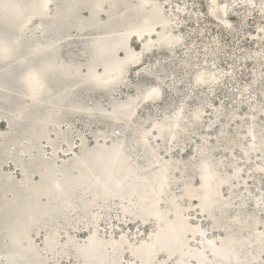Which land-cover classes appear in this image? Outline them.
Segmentation results:
<instances>
[{
  "label": "rangeland",
  "instance_id": "obj_1",
  "mask_svg": "<svg viewBox=\"0 0 264 264\" xmlns=\"http://www.w3.org/2000/svg\"><path fill=\"white\" fill-rule=\"evenodd\" d=\"M134 1H138V3L136 2L137 4L140 2V0ZM157 2L163 5L164 10L167 9L165 14L179 16L181 23L175 28V31L177 32L176 34L183 38L184 45L182 48H179L175 51V54H173L170 51L157 49L155 47V49H153L155 52L152 55L144 56L143 60L145 65L140 70H130L127 64L125 70V83L128 84V87L123 85V87L116 89L113 91V94H115L113 97L100 90L93 89V85L90 83L80 82L76 77L65 78L61 76L54 78L53 88L56 93L58 96L67 97V99L66 101L60 100V98H53L54 100L48 99V101L43 104L42 113L44 115V113L49 110L53 113L60 109L64 110V117L57 126L60 134L55 130V125L49 123L46 125V127L49 126L47 127L48 129L46 128V132L41 131L38 136L33 135V132L39 131L40 121L25 122L22 120L15 126V131L9 133L6 124L3 122L6 118L18 113L17 110L22 98L17 94L18 85L15 80L16 72L0 82V137L3 135L6 137L7 135V148L0 152V172L11 175L12 180L10 185L13 187L14 195L16 196V205H12L11 202L13 198L11 192L7 190L6 186H0V264H99V262H103V264H121V262H124V264H126L128 261H132L133 259L127 255L130 249L120 253L109 249H99L98 252L108 256V258H91L84 260L82 254L85 253V248L88 249L91 245L90 243H88V245L85 244L86 241L89 242L87 235L89 231L95 229V227H90V225H92L94 221L99 224V234H96L99 241H96L106 244L108 248L111 249L112 247L110 246L112 245L110 243H112V240L118 238L122 232H126V237L130 241H134L136 236L139 237L137 239L149 238L151 235H148V233L152 231L153 226H145V224H143L142 227L136 223L141 200L138 201L135 197L127 193L129 183L139 181L136 185V189L142 192L144 188H146L145 180L144 182L141 180L142 177L152 175L150 177L151 179L148 180L151 182L159 174L160 169H166V165H168L169 162L177 164L179 159L182 161L184 160V163H186L184 165H186V167L181 168L179 165L180 168L174 169L175 171L172 170L173 176L170 178V192L172 194L175 193L174 195L177 196L176 199L178 203H180L178 210L181 211L183 215L192 216L194 218L193 221H189L190 223L194 222L196 224L200 222L205 230H209L211 229L209 223L215 218L217 224H225V231L229 228L228 224H233L231 222L235 221L234 216L238 213L245 211L251 214L259 211L256 207L254 198L258 195L257 190L264 192V188L261 187V174L259 172L254 173V169L251 168L252 164L245 169L244 173V180H247V190H245L244 180H240L242 183L238 181L236 185L230 187L231 190L225 189L223 192L222 201L230 203H227L228 207L223 210L226 212L224 221L221 220L220 215L217 213H211L213 218H198L199 213L196 212L197 207L190 206V204L185 201L186 197L184 196L182 198L180 196V192L183 190V184L193 177V174V183L199 178L190 160H192L193 156L198 154V146L204 145L205 141H208L207 148H210L211 154L215 157L216 162L220 164L219 170H221L222 175L232 176V165L235 162L232 159L233 156L241 161V167H245L244 162L246 160L243 159L244 156L241 152V147H246L247 145L242 139L247 124L242 123L234 126H232V124L236 120L243 121L245 118H247V121H251L253 115L256 117L255 122L257 121V124H260L262 119L260 111H253L254 109H259L261 101H264V82H262V74H264V42L257 38L258 28L261 26L259 9L251 10L246 6L244 0H240L239 5L235 9H230L228 18L231 23L235 25L242 20L246 21L242 30L235 31L225 28L218 20L212 17L206 18L202 14L206 10L208 0H158ZM59 3V0L54 1L53 12H56L58 8L62 7V4ZM176 3H179L182 8L187 4L188 8L186 11L176 13L173 8V5ZM193 5H195V7H193ZM174 12L177 15H175ZM81 16L85 18L87 16V10H82ZM100 19L104 20L102 16H100ZM33 25L31 26L32 30L27 35V38L39 40L41 47H44L48 42H54L59 47V61L63 63H79L81 65V70L84 72L86 71V67L91 60V52L88 47V41L92 37L91 34L82 35L75 29H70L65 36H63L56 31L50 30L45 39L41 38L39 35L37 29L39 27V22L35 20ZM120 30H124V28L119 29V31ZM51 34L52 36H50ZM131 43H129L128 47L130 46L134 51H141L140 43L134 41ZM205 49H207V51H205ZM44 57L46 59H51V55H46ZM118 58L123 64L125 59H122L120 55ZM189 60H198L202 66L210 69L212 65L215 64L217 66L215 69L217 72L228 73L230 75L221 78V85L219 88H215V94L209 91V89H197L193 91L189 84V77L184 70L186 61ZM149 65L151 66L153 75L148 76V79L158 78L164 81L166 85L164 102L160 104L162 105L160 109H149L144 106L143 109L140 110L139 120L129 126L128 130L125 129L124 125L112 124L107 120H103V118L95 113L92 114L94 117L88 118L83 115L75 114L70 109L69 105L71 104H79L87 108H94L97 103H99L103 112L109 113L108 109L112 108L111 104H115V106L118 107L120 103L132 101L136 96V81L141 78L137 76V73L140 72L141 76L147 75L146 68ZM173 77H175L174 81ZM225 82L227 86H224ZM237 88L248 89L244 94L242 102L240 93L236 91ZM11 92L15 95L14 100L6 102L4 97ZM186 93L187 95H185ZM188 97H192V99H188ZM16 98L18 99L15 100ZM185 100L188 101V105L192 109L198 106L202 108L206 103L212 104V107L202 109L204 112L200 127L182 135L176 144L170 145L167 153L160 151L162 159L157 160L154 157L150 160L146 159L144 148L140 145L136 146L132 142L135 129L140 125L147 124L149 119H155L157 111L163 112L164 109L170 105H175ZM221 101H223L224 108L218 118L216 117L217 114L215 109L221 107ZM232 112L236 114V117H234L232 121L233 123L229 122L228 117ZM101 131H104L105 135L103 138L105 141L103 145L100 144V139L95 138V134H102ZM114 133H121V135L116 136ZM125 136H127L126 148L128 150L130 164L135 165L136 173L134 171L132 175L134 173L135 175H130L132 177H129L125 182V190L119 195L110 198L99 195L97 201L92 203L95 194L101 190L99 187L88 184L90 182L84 181L81 178L78 182L74 180L71 182L72 190L66 197L64 196V199L55 195H50L43 190L45 185L48 184L47 181L52 173L51 166L60 169V165L67 162L63 160L64 157H66L62 151L64 148L66 150L70 149L68 153L73 154L74 151L79 150V141L85 139V146L88 149L95 150L99 147H105L108 144L109 146H113L120 142L125 143ZM229 138H233L235 141L239 142L242 139V144L240 142L239 144L241 145H239V147L230 150L231 145L228 141ZM15 142H19L22 149L29 150V154L23 155L19 147L15 145ZM49 142L53 143L54 148L48 145ZM153 142L157 143L156 141ZM163 144L164 143L160 145L163 146ZM56 150L57 152H55ZM59 153H61L62 158L58 156ZM18 155L21 156V163L17 162ZM256 162L264 164V161L257 156L251 163ZM21 168H25L30 176V181L28 183L23 181ZM155 172L157 173L154 174ZM249 172L252 174L251 178L248 176ZM65 173L76 180L77 177L81 176L82 172L78 168L70 167ZM254 174L258 176V180L260 181L258 182V186L255 184L256 180L253 177ZM62 175L63 171L59 170L57 177L59 176L60 178ZM151 185V183L148 184V186ZM34 186H37L38 190L40 189L34 198H37V200L47 208L37 213L39 215L36 214V218L26 219L22 214V210L28 208L29 204L32 202V198L28 195L31 188ZM242 187L244 188L242 189ZM248 192L252 193L251 197H248ZM165 204L166 201L159 206L165 209ZM125 209H128V211L125 212ZM147 210H153L154 214H151L150 218L156 223L157 215L155 214V209ZM169 214L170 217L173 216L174 220H176L177 216L173 212ZM226 214L228 219H226ZM259 214L261 216V211H259ZM215 229L222 230L223 228H214L212 231L210 230L211 232H208L209 238L214 239L217 244V240L213 236V232L218 231ZM234 229L237 237H242L244 234L249 238L247 240V250L240 254V256L248 257L245 259L255 258L258 261L260 259L261 246H256L254 244L253 235H249L251 231L245 230L240 232L238 231L240 229L234 227L233 231ZM139 230L140 232L138 233ZM24 234L26 237L21 239L20 246H15L12 243L13 237L23 236ZM46 234L54 235L51 238L52 241L50 240L48 243L44 242L43 237L45 238ZM55 235H57L58 238L55 237ZM92 237L94 238V235ZM190 241L192 246H189V248L192 249L193 252L190 254L188 251L185 259L189 261V264H194V250L199 249L203 244L194 239ZM95 245H97V243H95ZM118 245L123 248L127 243L121 245L119 242ZM247 253L250 255H247ZM205 255L208 260L220 259L219 257L212 258L210 256L211 254L209 255L206 252ZM195 256L198 257L196 254ZM160 258L161 260L164 259L162 256H160Z\"/></svg>",
  "mask_w": 264,
  "mask_h": 264
},
{
  "label": "snow or ice",
  "instance_id": "obj_2",
  "mask_svg": "<svg viewBox=\"0 0 264 264\" xmlns=\"http://www.w3.org/2000/svg\"><path fill=\"white\" fill-rule=\"evenodd\" d=\"M240 3V0H208L206 10L202 13L206 18L212 17L219 21L225 28L229 30L240 31L243 29L246 21L242 20L237 24L229 21L230 9H235ZM244 3L251 10L259 9L261 15V26L258 28L257 38L264 42V0H244ZM50 0H0V63L9 67L15 68V80L18 85L17 94L22 100L32 102V105H22V107H32L38 105L44 99L45 95H51L53 91V80L56 77L69 78L73 75L81 76L85 83H91L94 87H105L115 82V75L109 76L107 68L102 75L96 74L94 68L89 65L87 72L82 71L79 67L73 65H65L59 60L46 59L42 55V49L32 47L31 42L27 39L28 33L32 30L31 26L37 19L43 20L50 12ZM140 7V6H138ZM157 9L159 5H155ZM195 7V5H193ZM176 13L186 11L188 5L185 4L183 8L179 3L173 5ZM165 12L167 9L164 10ZM181 23L179 16H172L171 14L165 16L160 13L155 20L151 23L145 22L143 25L130 29L124 33L125 40L130 36H137L144 43L143 49L137 53L128 48V56L126 61L119 68L120 76L123 77L126 70V65L130 63H139L140 59L144 56L145 52L152 51L157 45L167 46L169 51L175 54L177 45L183 43V38L179 35L173 36L168 31L169 28L175 31V28ZM156 27L164 29V32L156 33L161 39L153 41L150 35L154 32ZM166 33V34H165ZM55 48V45L50 46ZM207 51V49H205ZM215 51V49H214ZM216 65L213 64L211 69L202 66L199 61H186L185 71L189 77V84L193 91H196L200 86H205L215 94V88L221 85V78L228 73L217 72ZM7 72V69H6ZM147 75L141 76L138 72L137 76L141 77L136 81V96L134 101L128 103L125 108L127 114H124V109H113L112 112L104 113L110 119L116 121L118 124H124L126 121L130 122L132 117H135V109H139L141 105L151 109H160L162 105L158 104L165 98L166 85L164 81L156 79H148V76L153 75L151 66L146 68ZM194 78V83H193ZM175 77H173V81ZM262 82H264V74H262ZM227 83L225 82V85ZM236 91L240 93L241 102L243 101L247 88H237ZM187 95V93L185 94ZM192 99V97H188ZM212 104L206 103L202 108L193 110L188 105V101L176 103L165 108L163 112L157 111L155 119H149L147 124L138 126L135 129L132 137L134 145L138 146L143 144L146 152H149L152 157L157 160L162 159L160 151L167 153L169 146L178 141L182 135L194 131L200 127V121L203 115V108H211ZM224 105L221 101V107L215 109L219 118L220 113L223 111ZM73 110L85 111L83 108H74ZM260 111L262 119L257 131L255 123L256 117L253 115L252 123L247 129V134L242 138L245 142L251 141L248 145L247 151L241 149L244 157L248 160L245 161V167H241V161L233 156L235 163L232 165L233 174L231 177H223L219 172L220 164L215 160L211 154V150L207 148L206 141L204 145L198 146L197 155L192 157V166L199 172V180H194L191 177L185 185V191L189 194V198L200 201V210L208 211L209 214L216 209L217 205L222 204V197L220 196L219 189L224 183H229V186L244 180V173L247 167L251 166V153L258 151L264 154V101H261L259 109L253 111ZM91 113L92 110H87ZM235 112L229 115V120L235 117ZM245 118V123H247ZM120 136L121 133H114ZM259 140V144H257ZM127 136H125V143H117L112 146L107 153H97L92 150L85 153L82 157V162L87 167L89 163L95 160L97 163L102 162L103 167L99 173H96L95 180L99 189L98 196L102 194L105 198L117 196L125 190V181L128 179L124 175V167L130 165V158L126 148ZM153 141H163V146ZM98 143V142H97ZM237 143H239L237 141ZM77 159H81L78 157ZM259 159L264 161V155H260ZM260 175L261 187L264 188V164L256 169ZM131 171V169H129ZM251 172L248 173L251 178ZM152 184L151 195L156 198V203L163 204V197L170 193V176L166 169H160L159 174L153 181L145 180V185ZM199 184V188L195 184ZM245 190H247V180H244ZM57 190L62 191L61 185L56 184ZM204 191L207 195L202 196L200 193ZM258 195L254 198L256 207L261 211V223L264 224V192L257 190ZM248 197L252 193H247ZM174 203V201H173ZM228 205H224L227 208ZM223 212V208L221 209ZM152 213H149L151 215ZM157 218H160V213H155ZM171 215V214H169ZM147 219V218H146ZM192 216H185L180 211L177 212L176 220H169V231L175 238V243L180 249H187L191 254L192 249L189 248L191 241L188 239L191 236L195 239L200 237L199 243H207L212 248V255L219 256L220 259L208 260L204 255L207 249H196L195 254L200 257L199 264H264V231L258 233L261 237V251L260 259L257 261L252 259H241L236 249L228 247H216V241L207 239V231L198 224L190 223L193 221ZM90 227L99 229V224L95 221ZM124 238L121 237L123 242ZM223 245V241L220 242ZM126 248L132 251L136 259L126 262V264H189V261L183 259V251L180 252L181 259L175 260L173 256L175 250L170 248L167 244L160 242V237L156 234V241L152 237L148 241L138 245L128 244ZM85 253L88 249L85 248ZM161 251L168 252V259L164 261L156 260L155 257ZM103 264V262H99ZM124 264V262H121Z\"/></svg>",
  "mask_w": 264,
  "mask_h": 264
},
{
  "label": "bare ground",
  "instance_id": "obj_3",
  "mask_svg": "<svg viewBox=\"0 0 264 264\" xmlns=\"http://www.w3.org/2000/svg\"><path fill=\"white\" fill-rule=\"evenodd\" d=\"M54 1L55 0H50L51 7H50L49 14L47 16H45L42 21L39 20V19L36 20L37 22H39V27L37 29H38V32H39L40 37L41 38H45L48 35V33H49L50 30L56 31L57 33H59L60 35H63V36H65V34L70 29H75L79 34H82V35L83 34L84 35L85 34H91L92 37L88 41V47H89L90 52H91V60L88 63L85 72H87L89 65H91L94 68L95 73L96 74H99V75L104 74L105 68H107L109 76H112V75L117 76L118 74L120 76L119 68L121 67L122 62L118 58V56L120 55V57L122 59H125V61H126V57L129 55L128 52H127V49L128 48L131 49L130 46L128 47L129 43H131L133 41L136 42V43H140L139 44L140 47H141L140 50L143 49L144 43L140 40L139 37H137V36H130V37L127 38V41H126L125 40V36H124V33L128 32L130 29L135 28V27H138V26H141L146 21L149 22V23H151L152 20L155 19V16H154L155 14H153L152 12L151 13H138L137 12V10L139 8L138 6L144 8V6H151V5H153V8L154 9H157L154 6L155 5H159L160 6V8L158 9L159 12L160 13H163L165 16H167V14H165L166 12H164L163 5L161 3H159V2H157L158 0L157 1L156 0H140L139 4H137L138 1H134V0H59L60 3L62 4V7L61 8H58L56 12L55 11L53 12L52 10H53V3H54ZM37 2H39V0H37ZM113 2H117L118 4H116L114 6H111V4ZM80 3H82V5H78ZM105 3L107 4L105 7L101 6L98 9L97 4L99 5V4H105ZM166 7H168V6H166ZM82 10H87V16L85 18L81 16V11ZM95 10H96V14L93 13V11H95ZM174 14H175V12H174ZM175 15H177V14H175ZM100 16H102L104 18V20H101L100 19ZM93 26H96V27H93ZM121 28H124V30H120L119 31V29H121ZM75 30H73V31H75ZM168 31L171 32V34L173 36H177L178 35V34H176L177 32L176 31H172L171 28H169ZM160 32H164V29L163 28H160V27H156L155 30H154V32L150 35L149 38L152 39L153 41H156V40L161 39V37H159V36L156 35V33H160ZM52 34L50 36H52ZM27 39L31 42L32 47L39 46L42 49V55L43 56L51 55V59L52 60H58V58H59V47L54 42H48V43H46L44 45V47H41L39 40H36L34 38H27ZM52 45H55V48L54 49L50 47ZM183 45H184L183 43L180 44V45H177L175 51H177L179 48H182ZM156 48L157 49H164V50L169 51V49L167 48V46L157 45ZM135 52L139 53L138 50H136ZM154 52H155V50H152L150 52H145L144 56L145 55H148V56L149 55H152ZM68 54H69V52H68ZM144 56L140 59V62L139 63H130V64H128L130 70L131 69H134V70H140V69H142L144 67V65H145L144 60H143ZM64 64L65 65H73V66L79 67L81 69V65L79 63L68 62V63H64ZM6 69H7V72H6ZM15 72H16V69L15 68H12V67H9L7 65H4L3 63H0V82L1 81H4L6 78H8L11 75H13ZM125 73H126V71L124 72L123 77H120V79L113 86H111L109 89H105L103 87H94V86H93V89L100 90V91L104 92L105 94H107L109 96L112 95V97H113V95L115 96V94H113L114 93L113 91H115L116 89H119V88L123 87V85L126 86V87H128V84L125 83V80H126ZM71 77H76L80 82H85L84 79L81 76H79V75H73ZM219 87L220 86H217L216 88H219ZM198 89L199 90H202V89L208 90V88L205 87V86H200ZM14 96L15 95L12 94V92H11L10 94H8V95H6L4 97V100L6 102H10L11 100H14ZM53 98L54 99H59L60 98V100H63V101H66V99H67V97L58 96V94L56 93L55 89L53 88L52 94L51 95H47L46 94L45 97H44V99L38 105H33L32 107H22V105H32V102L31 101H28V100H26V101L20 100V105H19V108L17 110L18 113H16L14 116H10V117L6 118L5 121L3 120L4 121L3 123H5L6 126H7V131L9 133H13L15 131V126H17L20 123L21 120L22 121H25V122H28V121H32V122L33 121H35V122L36 121H40V123L38 122L39 125H40L39 131L33 132V135L38 136L39 132H41V131H45L46 132V128L49 127V126L46 127V125H48L49 123H52L53 125H55V130L57 131L58 134H60V131L58 130L57 126L59 125V122L64 117V110L60 109V110H58L55 113H53V112H51L49 110L48 112H45L44 115L42 113L43 106H44L43 105L44 102H47L48 99L51 100ZM17 99L18 98H16L15 100H17ZM134 99H135V97L133 98L132 101H134ZM132 101L120 103V104H118V107L115 106V104H111L112 108L108 109V111L109 112H112L113 109H119V108H121V109H124L125 110L124 111V114L126 115L127 114V110H126L125 106L128 103L132 102ZM163 102H164V99H162L161 101H158L157 103L158 104H162ZM69 107H70V109L75 114H79V115H83V116H86L88 118H91V117H94V115H92V114L95 113L99 117L103 118V120H107V121L111 122L112 124H115V125H124L125 126V129L128 130L129 129V126L133 125L135 122H137L139 120V118H140V110L143 109L144 106L141 105V107L139 109H135V113H136L135 117H132L131 120H130V122H127L126 121L124 124H118L116 121H114V120L110 119L108 116L104 115V112H103L102 108L100 107V104L99 103H97L96 107H94V108H87L86 106L79 105V104H71V105H69ZM74 108H83V109H85V111L73 110ZM197 108H199V106ZM197 108H195V109H197ZM89 109L92 110L91 113L89 111H87ZM195 109H193V110H195ZM216 117H218V116L216 115ZM228 117H229V115H228ZM202 119H203V115H202ZM202 119H201V121H202ZM225 119H227V118H225ZM233 120H234V118H232L231 120H229V122L233 123L232 122ZM242 123H245V120H243V121L236 120V121H234V123L232 124V126H234V125H240ZM251 123H252V120L251 121H248L246 123L247 124V128L243 132V135L244 136L247 134V129H248V127H249V125ZM256 125H257V131H258L259 124L256 123ZM101 132H102V134H98V133L95 134V138L96 139H100V144L103 145V143L105 142L103 140V138L105 137V135H104V131H101ZM242 138H243V136H242ZM84 140L79 141V150L74 151V153H73L74 155L68 153L70 151V149L66 150L64 148L62 150L63 153L66 155V157H64L63 160L64 161H67V162L62 163L60 165L61 166L60 169L57 168V167H55V166H51L52 173L50 175V178L47 181L48 184L45 185V187L43 189L44 191L48 192L50 195H55L57 197H60L61 199L62 198L64 199V196L66 197L71 192V190H72L71 189V182L73 180L76 181V182H78V180H80V178L83 179L84 181L90 182V183L86 182L88 184H91L93 186L99 187L97 185V183H96L95 175H96V173H99L100 172L101 168L103 167V163L102 162L97 163L95 160H93L91 163L88 164L87 167L85 166V164L82 162V157H83V155L85 153H88V152L92 151L93 149H88L85 146ZM178 141H179V138H178ZM228 141L230 142V145H231L230 150H233V148L239 147V145L242 144V139L240 141L241 144H239L240 143L239 141H238L239 143H237V141H235L233 138H229ZM6 142H7V135H6V137L4 135L1 136L0 137V152H2L5 148H7ZM156 142L158 144L164 143L163 141H156ZM177 142H175L173 144H176ZM207 142L208 141H206V144H207ZM244 143L247 144L246 147H241V148L244 149L245 151H247L248 145L251 144V141L248 140L247 143L246 142H244ZM173 144H171V146ZM15 145H17L19 147V149H20V151H21V153L23 155H25V154L28 155L29 154V150L24 149V148L22 149V147H21V145H20L19 142L18 143L15 142ZM48 145L50 147H53V143L52 142H49ZM211 145H213V144H211ZM140 146L144 148L143 144H140ZM111 148H112V146H109V144H108L105 147H99L98 149H95V151L98 154L99 153H107L109 151V149H111ZM12 149H11V151H12ZM55 152H57V150ZM9 154H11V153H9ZM260 155L261 154H259L257 151H253L251 153V161L256 156L259 157ZM58 156L60 158H62L61 153H59ZM78 157H80L81 159H77ZM145 157L148 160H150L151 158H153L151 156V154L149 152H146V151H145ZM20 159H21V156L18 155L17 156V162H20L21 161ZM243 159H245L246 161L248 160L247 157H243ZM185 161H187V160H185ZM168 162H169V159H168ZM12 164H13V162H12ZM184 164H186V163H184V160L182 161L180 159L178 160L177 164L176 163L174 164V163L169 162L168 165H166V170L168 171L170 178L173 176L172 170H174V169L176 170V168H180V167L181 168L186 167V165H184ZM251 164H252L251 168L254 169V173L255 172H258L256 169L259 166L262 165V163H259V162L251 163ZM179 165H180V167H179ZM70 167L71 168L72 167L73 168H78L82 172L81 173V176L77 177L76 180L73 179V178H71L67 173H65V171L66 170L68 171V169ZM123 167H124V175L126 177L129 178V177H132V176L135 175V173H136V167H135V165L130 164V165L123 166ZM21 169L20 170L23 173V181L25 183H28L30 181V176L26 172L25 168H21ZM129 169H131V171H129ZM59 170H62L63 171V175L60 178H59V176L57 177V173H58ZM134 171H135V173L132 175V173ZM180 172H182V171H180ZM219 172L221 173V170H219ZM156 173L157 172H155L154 174H156ZM195 173L198 174V176H199V172L197 170H196ZM130 175H132V176H130ZM151 176H144V177L141 178V180H143V182L146 179L147 180H150L151 179L150 178ZM222 176L223 177H229L228 175H225V176L222 175ZM251 177H252V175H251ZM253 177L256 180V183L255 184L258 186V182H260L258 180V176L254 174ZM176 178H178V177H176ZM244 178H245V176H244ZM11 180H12V177H11L10 174H3V173L0 172V186H6L7 187V190H9V192H11L12 198H13L11 204L12 205H16V196L14 195L13 187L10 185ZM127 180L128 179H126V181ZM198 180H199V178H198ZM57 183H59L61 185L62 191L57 190V188H56V184ZM138 183H139V181H133V182L129 183V187H128L127 193L130 196L135 197L138 201L141 200V204L139 203L140 204L139 205L140 206V209H139V213L137 214L138 220H137L136 223L138 225H141L142 227H143V224H145V226H153L152 231L149 232L148 235H151L150 237H152L153 238V241L155 242L156 241V234L159 233V224H158L159 223V219L156 218V223H155V221L153 219H151L150 218V215H149V213L154 214L153 213V210H147V209H155V213H157V212L160 213V218H162L164 216L165 217L164 225L166 227H169L168 221L169 220H174V217L173 216L170 217L168 214L170 212H173L177 216V212L179 211L178 210V206H179L180 203H178V201L176 199L177 196L174 195L175 193L172 194L170 192L171 195L166 194L163 197V200L166 201V204L164 205L165 209H162V207L159 206L160 204L156 203V198L151 195L152 185L151 186H148L147 185L146 188H144V190L141 192V191H139V190L136 189V187H137L136 185ZM240 183H242V182L240 181ZM185 185H186V182L182 186V189L183 190L180 192L181 193L180 196L182 198L185 196L186 197V200L185 201L188 202L190 204V206L197 207L196 208V212L199 213L198 218H200V217H204V218L212 217L213 218V215L209 214L208 211H201L200 210V207H199L200 206V201L199 200H193V199L189 198V194L185 191ZM234 185H236V183L233 184V185H231V187L234 186ZM195 187L199 188V184L197 183L195 185ZM243 188L244 187H242V189ZM225 189H230L229 183H227V182L224 183L223 186L220 187V189H219L220 196L222 198H223V192H224ZM39 190H38L37 186H34V187L31 188V190L29 192V195L28 196L32 198V202L29 204L28 208L22 210V212H23L22 214L24 215V217L26 219H34V218H36L37 215H39L37 213H40V212L44 211L47 208L46 206L42 205L37 200V198H34V197H36V195H37L36 193ZM200 194L202 196L207 195V193L204 192V191H202ZM230 194H232V193H230ZM100 195H102V194H100ZM97 199H98V193L95 194L94 198L92 199V203L96 202ZM227 199H225V200H227ZM173 201H174V203H173ZM167 202H168V204H167ZM191 209H193V208H191ZM124 211L126 212V211H128V209H125ZM259 211H256L255 213H251V214H248L245 211L238 213L237 215L234 216V220L240 221L241 224L240 225H235L234 222H233V224H228L229 225L228 226L229 228H227L225 231H224L225 224L223 223V224H217L216 225V222H215L216 220H215V218H213V220L209 223L211 229L206 230L207 231V234H208V232H211L212 229L221 227V228H223L222 229L223 231L220 230V229H215V230H218V231L213 232V234H214L213 236L216 238L217 241H220L221 242L223 240H228V239H235V240H237V241L239 240L241 242L242 241H247L249 239L247 235H244L243 234L244 237L243 236L242 237L241 236L240 237H237V234L235 233V229L233 231V228L236 227V228L240 229V230H238L240 232L245 231V230L251 231L252 233L249 232V235H253V238L256 239L259 236L258 233L261 232V231H264V224L261 223V216L259 214ZM215 213H217L218 215H220L221 220H223V221L225 220V213L226 212H224V211L222 212L220 210V211H216ZM181 214H182V212H181ZM226 219H228L227 214H226ZM243 222H245L246 224H244ZM196 224H198V225L201 226L200 222H198ZM242 226H248V228H242L241 229ZM249 227H251V228H249ZM139 232H140V230L138 231V233ZM96 234L97 235L99 234L97 228L89 231V233L87 235V237L89 239V242L86 241L85 244L88 245V243H90L91 245L88 247V250H89L88 253L87 254L86 253L82 254L84 260H88V259H91V258H100V259H102V258H108V256L99 253L98 252L99 249H109V250H112V251H116L118 253H120L122 251L126 252L128 250V248H126V247L121 248L118 245L119 242H120L121 245H123L125 243H127V245L128 244L138 245V244L145 243V242L148 241V237H146L145 239L144 238L137 239V238H139L138 236H136V238L134 239V241L133 240L130 241L126 237V232H122L119 235L118 238H116V239L113 238L114 240H112V243H110V244L113 245V246H117V247H113L112 246V249H111V248H108V246L106 244L97 242V241H99V238L96 237L97 236ZM57 235H55V237H57ZM93 235H94V238L92 237ZM158 235L160 236V234H158ZM53 236L46 234V237L45 238L43 237L44 242L48 243ZM25 237H26L25 234L23 236H15L12 239V243L15 246H20L21 239H23ZM121 237L124 238L123 242L120 241ZM68 238H69V236H68ZM188 239L189 240H191V239L193 240V238L191 236H189ZM207 239L214 240V239H210L209 238V235H207ZM255 239H253V241ZM194 240L195 241H199L200 240V237L197 236ZM95 243H98L99 245H103L105 247L104 248H100V247L96 246ZM162 243L167 244L170 248H174L175 252H178V251L181 252V251H183V259L186 258L187 254H188V250L187 249H183V250L180 249L179 250V248L177 247V245L175 243V238H174V236L172 235L171 232H165L162 235ZM189 246H192V243H190ZM256 246H258V244ZM216 247L217 248H220L221 245L219 243H217L216 244ZM206 248H207L206 242L203 243V246L202 247H199V249H201V250H204ZM246 250H247V246H245L244 248H239L238 247V249H236V251H237V253L239 255L242 254V253H244ZM91 251H94V252H91ZM206 253H208L209 255L211 254L210 256L212 258H215L212 255V249H208L207 248ZM127 255H129L133 260L136 259V257L133 256L131 250L128 251ZM204 255H205V252H204ZM247 255H250V254L247 253ZM160 256L164 257V259L161 260ZM193 256L195 258L194 264H199L200 257L198 256L199 257L198 258L197 256H195V254H193ZM216 257H219V256H216ZM181 258H182L181 255H177L176 253L173 256V259H175V260H180ZM245 258H248V257H245V256L242 257L241 256V259H245ZM155 259L156 260H159V261L167 260L168 259V252L167 251H161L159 253V255L155 257ZM82 264H86V263H82Z\"/></svg>",
  "mask_w": 264,
  "mask_h": 264
},
{
  "label": "water",
  "instance_id": "obj_4",
  "mask_svg": "<svg viewBox=\"0 0 264 264\" xmlns=\"http://www.w3.org/2000/svg\"><path fill=\"white\" fill-rule=\"evenodd\" d=\"M116 4H118L117 2H113L112 4H111V6H114V5H116ZM78 5H82V3H80V4H78ZM107 4L105 3V4H97V7H98V9L101 7V6H103V7H105ZM137 12L138 13H153V14H155L154 16H155V19L157 18V16L160 14V12H159V10L158 9H154L153 8V5H151V6H144V8L143 7H139L138 8V10H137ZM93 13L94 14H96V10L95 11H93ZM155 19H153V20H155ZM152 20V21H153ZM93 27H96V26H93ZM126 49V48H125ZM127 67V66H126ZM116 77V79H115V82L114 83H112V84H109V85H107V86H105V87H103V88H105V89H109L111 86H113L119 79H120V77L121 76H119V74L117 75V76H115ZM121 108H119V109H117V110H120ZM257 144H259V142L257 141ZM227 203H229V202H226V201H223V203L222 204H219V205H217V207H216V209L215 210H213L211 213H215L216 211H220L222 208H223V210H225L226 208H224V205H227ZM164 220H165V217L163 216L162 218H159V233L158 234H160V242L162 243V235L165 233V232H170L169 231V227H166L165 225H164ZM234 222V224L235 225H240L241 223H240V221H237V220H235V221H233ZM233 222H231V223H233ZM244 224H246L245 222H243ZM242 223V224H243ZM216 224H217V222H216ZM161 227V228H160ZM242 228H248V226H242L241 227V229ZM249 228H251V227H249ZM164 237V236H163ZM253 239H255V238H253ZM256 241V242H255ZM223 245H221V243H220V241H217V243H219L220 245H221V247L223 246V247H228V246H231V247H233V248H235V249H238V247L239 248H244L245 246H247L248 245V242L247 241H237V240H235V239H228V240H223ZM254 244L255 245H260L261 246V237L260 236H258L255 240H254ZM96 246H98V247H100V248H104L105 246H103V245H99L98 243H97V245ZM113 246V245H112ZM112 246H110V247H112ZM206 246H207V248L208 249H212L207 243H206ZM113 247H117V246H113ZM206 248V249H207ZM172 249H174V248H172ZM179 250H180V248H179ZM180 251H178V252H175L177 255H180V253H179Z\"/></svg>",
  "mask_w": 264,
  "mask_h": 264
}]
</instances>
